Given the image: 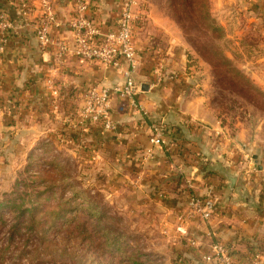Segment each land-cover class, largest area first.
<instances>
[{
  "label": "crops",
  "instance_id": "crops-1",
  "mask_svg": "<svg viewBox=\"0 0 264 264\" xmlns=\"http://www.w3.org/2000/svg\"><path fill=\"white\" fill-rule=\"evenodd\" d=\"M50 1L58 22L51 36L70 45L67 24L75 0ZM17 2L0 0V9L14 26L0 36V136L8 132L19 140L42 135L53 141L66 138L65 133L57 137L59 128L78 130L79 138L92 147L93 162L121 172L126 194L136 198L144 216L156 220L160 234L170 240L166 247L174 254L171 264H217L204 260L216 244L241 264H252L256 256L257 264H264V145L256 147L253 141L226 135L204 88L189 84L195 72L185 59L187 50L178 27L164 15H156L152 5L140 4L134 30L138 50L134 80L139 86L134 101L147 115L142 116L128 100L113 97L114 131L91 125L80 129L73 123L86 88L120 85L122 75L72 56L59 62L51 48L41 51L28 26L39 15L38 2L26 20ZM89 2L92 20L101 30H115L119 0ZM208 4L223 26V22H238L236 11L248 22L264 23V0H208ZM160 64L163 70L158 75L155 69ZM153 124L165 125L174 141L143 168L138 160ZM204 165L211 170L208 178H204ZM227 175L236 177L231 187ZM188 195L214 199L209 221L177 220L186 209Z\"/></svg>",
  "mask_w": 264,
  "mask_h": 264
},
{
  "label": "rangeland",
  "instance_id": "rangeland-1",
  "mask_svg": "<svg viewBox=\"0 0 264 264\" xmlns=\"http://www.w3.org/2000/svg\"><path fill=\"white\" fill-rule=\"evenodd\" d=\"M190 2L139 0L136 11L140 4L152 5L156 15H164L178 27L187 50L185 59L195 72L189 84L204 88L226 135L253 141L256 147L264 145V23L248 22L236 11L238 22H223V26L210 13L208 0L202 14L194 12ZM232 69L237 74L228 72ZM59 139L53 142L38 135L15 140L8 132L1 133L0 264H122L119 253L110 257L102 241L87 247L92 240L87 230L67 234L70 240L61 241L68 222L82 217L81 209L100 219L95 230L110 234L111 248L119 247V252L141 264H171L174 254L166 247L170 240L160 234L156 220L144 216L136 198L126 194L121 172L109 170L107 164L101 167L94 157L84 162L92 150L86 153ZM33 207L37 209L24 212ZM23 212L26 219H21ZM50 212L62 217L46 216L48 222L56 220L52 229L51 223L40 224L42 215ZM29 215L35 218L30 220ZM34 220L39 225L32 224Z\"/></svg>",
  "mask_w": 264,
  "mask_h": 264
},
{
  "label": "built area",
  "instance_id": "built-area-1",
  "mask_svg": "<svg viewBox=\"0 0 264 264\" xmlns=\"http://www.w3.org/2000/svg\"><path fill=\"white\" fill-rule=\"evenodd\" d=\"M38 2L39 15L28 22L34 32L38 48L41 51L51 48L55 58L61 62L66 56H72L84 61L100 65L103 68L119 72L123 83L111 87L92 85L83 93V105L73 123L80 129H87L90 125H99L104 131H114L115 126L110 115L113 97L128 100L130 105L146 116L147 112L135 100L139 86L134 80L138 67V50L134 39V30L139 16L136 8L139 0H119L115 30L102 31L92 20V4L89 0H75L73 15L68 21L71 34V43L51 36L52 29L58 26L50 0H18L17 6L23 19L31 15L33 3ZM6 15L0 9V36L13 29ZM1 39H3L1 37ZM0 45V51L2 50ZM156 73L163 70L160 64L155 69ZM56 94V92H53ZM147 146L144 148L140 166L145 168L155 159V154L164 147L170 146L174 141L169 129L163 124L150 126ZM59 142H65L62 138ZM189 188L190 185H189ZM215 201L211 196L197 197L188 195L186 209L179 212V222L192 221L195 218L202 222L209 221L214 214ZM194 245V242H191ZM257 257L252 264H257ZM205 262L216 261L217 264H241L233 258L231 252L221 244L211 247V254L204 257Z\"/></svg>",
  "mask_w": 264,
  "mask_h": 264
},
{
  "label": "trees",
  "instance_id": "trees-1",
  "mask_svg": "<svg viewBox=\"0 0 264 264\" xmlns=\"http://www.w3.org/2000/svg\"><path fill=\"white\" fill-rule=\"evenodd\" d=\"M205 4H206V0H191V2H190V8L194 11V12H197L198 14H202L203 13V10H204V6H205ZM203 16V15H202ZM205 23V22H204ZM207 29H209V30H211V32H218V28H211L210 26H208L207 24H205L204 25ZM223 59H226L225 57H222ZM227 60V59H226ZM227 64V63H226ZM233 71V74L235 75V74H237V72L235 71V70H231V71H229L228 70V72H232ZM8 124H11V120L10 121H7V123H6V125H8ZM91 126H99V125H91ZM100 127V126H99ZM70 130H68V132L66 131V132H64L61 128H59V130L57 131L58 132V136L57 137H59V136H61V135H63V134H61V133H65L66 134V138H65V140H69V141H71L76 147H81L83 150H86V153H90V151L92 150L91 148L92 147H90V145L89 144H86L85 142H83L82 140H81V138H79V132H78V130H73V129H71V128H69ZM170 131V130H169ZM171 135H172V133H171ZM76 152H78V153H80V151H78V150H75ZM185 151V150H184ZM86 157L85 158H83V160H84V162H90L91 161V159H92V157H93V154L91 155V153H90V155H85ZM90 158V159H89ZM205 166V165H204ZM206 170H207V172H205V174H204V178H208L209 176H210V174H211V170H208V167L207 166H205L204 167ZM37 208L36 207H33L31 210H24V212L25 211H27V212H31V211H35ZM81 211H82V217H75V218H72L68 223H69V226L66 228V233H64V234H62V235H65L64 237H63V239L61 240L63 243L64 242H68L69 240H70V236H67V234H70V235H73V234H76V233H78L79 232V230L80 229H82L84 232H86V230H87V232H86V234H90L91 235V238H92V240L90 239V241H88V240H86V245H87V247H89L90 248V246L93 244V242L95 243V242H98V241H102V246H105V249H108L110 252H109V255H110V257L111 256H114V255H116L115 253H119L118 254V258L122 261V264H141L140 262H137L135 259H133V258H130V257H128V256H126L124 253H122V252H119V247H117V246H114L113 248H111L109 245H110V239H109V235L110 234H107V232L106 231H103L102 233H100V235H99V233L95 230V224H97V222L100 220V219H98V221L94 218L95 217V215L92 213V212H90L89 210H86V211H84V210H82L81 209ZM24 212L23 213H20V214H22L21 216H23L21 219H26L25 218V216H24ZM58 212H50V214H43L42 215V218H41V222H40V224H42L43 226H45V225H47V224H49V223H51L50 224V229H52L54 226H55V222H56V220L54 221H50V222H48V220H47V217L46 216H51V217H53L55 214H56V217H55V219H58V218H62V217H60L59 216V214H57ZM29 214H31V213H29ZM30 216V215H29ZM64 217V216H63ZM35 218V216L34 215H31L30 216V220L31 219H34ZM79 218H81L82 219V221H79V227H76L75 226V222L77 221V220H79ZM95 220V221H94ZM95 222V223H94ZM31 223L32 224H37V225H39V222H37L36 220H34V221H31ZM45 234H47V231H45ZM44 234V235H45ZM58 235V234H57ZM90 251L92 252L93 251V249H90ZM114 254V255H113ZM97 256V255H96ZM98 257V256H97ZM102 257H103V255H101V257L98 259V260H100V259H102ZM115 257V256H114ZM97 260V261H98ZM103 260V259H102ZM101 261V260H100ZM99 264V263H98ZM104 264H109L108 262H104Z\"/></svg>",
  "mask_w": 264,
  "mask_h": 264
},
{
  "label": "water",
  "instance_id": "water-1",
  "mask_svg": "<svg viewBox=\"0 0 264 264\" xmlns=\"http://www.w3.org/2000/svg\"><path fill=\"white\" fill-rule=\"evenodd\" d=\"M236 177L234 175H227V180L230 183V187L233 186Z\"/></svg>",
  "mask_w": 264,
  "mask_h": 264
}]
</instances>
